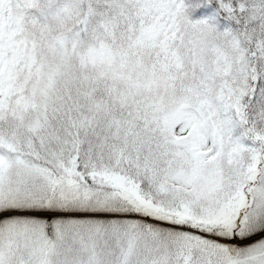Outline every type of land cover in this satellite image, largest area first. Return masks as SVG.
Wrapping results in <instances>:
<instances>
[{"label": "snow or ice", "instance_id": "6c2138e0", "mask_svg": "<svg viewBox=\"0 0 264 264\" xmlns=\"http://www.w3.org/2000/svg\"><path fill=\"white\" fill-rule=\"evenodd\" d=\"M0 264H264V0H0Z\"/></svg>", "mask_w": 264, "mask_h": 264}]
</instances>
